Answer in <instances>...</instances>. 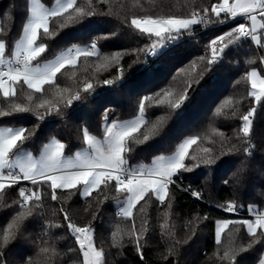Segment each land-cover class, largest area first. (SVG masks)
<instances>
[{
  "label": "trees",
  "instance_id": "trees-1",
  "mask_svg": "<svg viewBox=\"0 0 264 264\" xmlns=\"http://www.w3.org/2000/svg\"><path fill=\"white\" fill-rule=\"evenodd\" d=\"M42 1L52 4L56 0ZM77 2L84 4L85 0ZM217 2L219 0H108L107 3L97 4V9L104 13L111 9L112 15L94 16L80 24H69L63 28L58 27L63 18H54L49 25L51 35L46 37L41 30L37 42L44 43L46 48L36 61L48 60L73 45L91 44L93 39L97 41L100 55L81 56L74 67L69 65L61 69L56 75L55 86L45 85L42 93L28 89L23 82L16 86L17 96L14 98H5L0 93V109L7 110L13 103H22L32 109L27 113L0 117V124L12 128H33L35 135L22 147L32 155H38L53 138L65 144L66 155L75 154L86 145L83 139L85 128L102 136L105 114L108 121L135 117L145 96L152 99L144 101L145 124L139 133L134 134L140 142L128 157L130 167L146 166L154 157L174 152L187 136L201 137L198 145L190 149V154L197 153L199 148L213 146L219 155L221 140L213 135V128L233 139L224 144L225 154L220 155L214 165H201L192 172L180 174L179 181L197 189L203 199L194 198L176 185L170 186L173 203L168 217L164 216V205L154 197H145L134 209L132 219L123 218L119 212L124 206V197L114 193L111 188L105 190L108 199L101 197L102 202L96 200V193L85 200L74 190V194L58 192L61 200L52 201L46 192L43 205L39 209L30 205L33 215L24 220L16 238L3 245V258L7 264H25L29 258L38 261V245H43L45 241L59 254L53 258L52 264H81L83 257L79 244L66 227L63 213L59 211L61 206L79 225L90 224L94 229L93 239L97 249L104 251V264H228L219 257L230 240L246 247V242L251 238L244 229L237 233L230 226L222 235L219 245L215 241V232L219 220L247 219L221 211L219 208L227 202H235L243 211H248L250 207L258 211L264 209V107L261 106L264 97L261 104L256 103L255 98L249 95L251 83L247 78V73L253 68L263 73L261 57H264V47L250 39L242 40L239 44L230 45L215 64L209 65L207 61L211 59V49L204 47V44L208 46L211 39L238 26L242 19L224 26L209 23L206 35L201 39L167 51L159 50L162 54L148 63L145 51L151 41L131 25L133 18L145 15L187 18L193 11L205 15L204 8L209 9L206 15L215 21L211 6ZM28 14L29 0H0V39L4 40L6 49ZM106 35L109 38L105 39ZM116 51L124 53L118 64L98 68L103 56H110ZM105 80H112L113 83L106 85L103 83ZM85 83H92L94 91L84 92ZM57 87L69 89L62 94L63 98L79 91L81 99L73 100L71 106L65 107L64 99L56 95ZM185 89L188 90L189 99L183 102L180 109H170L166 103L160 102L164 99V91H171L172 95L167 99L175 101ZM158 92L161 93L160 97L156 96ZM29 94L33 97L31 101L27 99ZM44 99L58 105L61 112L57 114L51 111L40 122L36 118V106ZM229 99L232 100L231 105L227 104ZM221 105L223 114L217 116L215 110ZM252 107L257 109L252 118V131L247 138L240 133L237 140L234 134L239 132L241 126L239 116ZM38 111L43 112L44 109ZM233 111L237 112L236 116L231 115ZM162 118L164 122L159 123ZM153 124H159L161 130L158 135L150 134ZM146 133L150 134V138L143 141V134ZM206 136L214 139L215 145L204 139ZM232 143L237 144L239 152L227 151ZM245 148L249 151L245 152ZM241 165L244 172L240 183L236 184L233 176ZM225 180L228 181L227 185ZM20 186H13L0 194V236L17 212L27 211L14 203L20 200ZM29 188L32 189V185ZM205 216L208 219H203ZM133 220L137 228L144 220L148 222L143 259L126 234H122V246L113 239V233L118 228L130 229ZM48 223H59L61 227L46 231ZM161 225L165 227L161 228ZM176 240L181 241L177 246L178 254L164 260L163 256L167 255L168 248ZM263 253L264 242L255 243L253 248L238 254L236 264H257Z\"/></svg>",
  "mask_w": 264,
  "mask_h": 264
},
{
  "label": "snow or ice",
  "instance_id": "snow-or-ice-1",
  "mask_svg": "<svg viewBox=\"0 0 264 264\" xmlns=\"http://www.w3.org/2000/svg\"><path fill=\"white\" fill-rule=\"evenodd\" d=\"M107 2L108 0H96V3L94 0H85L84 4H78L77 0H57V6L50 10L34 2L31 8V17L23 27V37L15 44L14 58H6V44L3 39H0V90H2L3 96L5 98L16 97V86L21 82L27 85L28 89L42 93L45 85L55 86L56 75L61 69L69 65L74 67L81 56H99L100 50L97 47V41L93 39L89 46L73 45L67 48L66 52L57 57L56 60L43 66L33 65V61L45 52L46 48L44 43L37 44L41 30H43L44 36L51 35L49 25L54 18H63L62 23L58 25L59 28H63L69 24H80L94 16L112 15L111 9L107 13L97 9V4ZM208 11V8L203 9L205 15L193 11L187 18L145 15L133 18L131 25L151 41L150 46L145 51L146 56L162 54L158 51L159 49L166 48L169 43L178 42L182 35L190 32L194 26L205 23L222 24L237 17H243L250 23L240 22L230 31L211 39L207 46L211 49V59L207 63L209 65L215 64L225 49L229 48L230 45L239 44L242 40L250 39L256 45L264 47L262 44V39H264V0H231V2L230 0H219L211 6V13L216 17L215 21L206 15ZM104 38L109 37L106 35ZM123 54L121 51H116L110 56H103L98 68L118 64L123 58ZM261 60L264 61V57H261ZM121 75H123L122 70ZM247 78L250 80L252 89L249 95L255 98L256 103L261 104L262 97H264V78L260 77L255 70L248 72ZM103 83L111 85L113 81L105 80ZM190 87L191 84H189ZM90 90L94 91L93 84L85 83L83 91L89 92ZM68 91V88L60 89L57 87L56 95L63 98L62 94ZM171 95V91H164V99L160 101L166 103L170 109H180L183 102L189 99L187 89L175 101L167 99ZM156 96L160 97L161 93H156ZM27 99L31 101L32 95L29 94ZM63 99L64 106L68 107L72 105L73 100H80L81 94L77 91ZM151 99V96H145L141 100L139 117L128 123L109 122L105 114L104 123L107 127L104 129L106 134L104 142L89 134L85 128L83 139L92 152H77L74 158L65 156V144L58 140H53L45 145V150L39 159L34 158L30 152L20 155L23 144L35 135L33 128L23 126L15 129L12 127L0 128V194L5 193L6 189L13 188V186L21 185L22 182H29L32 185L31 190L24 186L18 188V195L21 199L14 203H17L20 209H27V211L17 212L3 230L2 236H0V264H7L3 258V245H7L15 239L17 233L21 231L24 220L33 215L31 206L39 209L43 205L46 192L52 201L61 200L58 192L69 191L71 194L79 192L85 200L96 193V200L102 202L101 197L104 200L108 199L105 190L111 188L114 193L122 194L124 197L122 201L124 206L119 212L123 218L132 219L134 209L137 204L145 200V197L150 199L154 197L161 205L165 206L164 216H170L173 203L170 186L176 185L180 179V174L184 172H192L193 169L200 168L201 165H214L219 156L225 154L224 144L231 142L233 138L219 129L213 128V135L221 140L219 155L213 146L199 148L197 153L190 154L193 145H198V141H201V137L192 136L180 143L174 154L156 158L151 166L130 167L128 157L135 151V145L140 142L134 134L139 133L141 126L145 124L144 101ZM227 104L231 105L232 100L229 99ZM261 106L264 107V104ZM36 108V118L40 122L51 111H55L57 114L61 112L60 107L53 105L52 101L48 99L41 100ZM39 109H44V111L40 112ZM30 111L32 109L29 106L13 103L7 110L0 109V117ZM256 111V107H252L246 113L240 114L241 126L239 132L234 134L237 140L240 139V133L245 138L249 136L253 127L252 118ZM221 114H223V105L215 110V115ZM231 115L236 116L237 112L233 111ZM163 122L162 118L159 123ZM160 130L159 124H153L150 134L158 135ZM150 134H143V141L149 140ZM204 139H207L211 145L216 143L211 137L206 136ZM227 151L239 152L240 149L237 144L232 143ZM244 151L248 152L249 149L245 148ZM16 169L19 171L17 172ZM243 172L244 167L241 165L239 171L233 176L236 184L240 183ZM224 183L227 185L228 181L225 180ZM183 190L191 191L192 196L198 200L203 199L199 191ZM66 198L64 197V199ZM165 201L168 203L165 204ZM222 210L227 213H236L239 208L235 202H230L222 206ZM59 211L63 213L67 229L79 244V251L83 257L81 264H104V251L102 248L97 249L93 239L94 229L91 225H79L63 206ZM249 211L255 212V209L250 207ZM203 219H208V217L205 216ZM230 226L237 233L241 229L246 230L247 236L251 238L246 242V247L244 244H236L230 240L227 248L223 251V255L219 257L221 261H228V264H236L239 253L253 248L255 243L264 242V212L256 213L254 220L241 218L217 221L215 241L218 245L221 243L222 235L229 230ZM52 227H61V225L48 223L45 229L47 231ZM164 227L165 225H161V228ZM148 232L147 220H144L139 228L133 220L130 229L118 228L113 233V239L114 242L122 246V234H126L129 242L135 245L137 253L143 259V248L147 245ZM180 243L179 240L172 243L163 259L167 260L168 256L178 254L177 246ZM57 255L59 254L56 250L48 246L45 241L43 245H38L37 256L39 260L29 258L25 264H52L53 258ZM261 264H264V260L261 261Z\"/></svg>",
  "mask_w": 264,
  "mask_h": 264
},
{
  "label": "built area",
  "instance_id": "built-area-1",
  "mask_svg": "<svg viewBox=\"0 0 264 264\" xmlns=\"http://www.w3.org/2000/svg\"><path fill=\"white\" fill-rule=\"evenodd\" d=\"M231 2V1H230ZM239 19H242V22H245V23H250L248 21H246L243 17H237L235 19H229L227 22L225 23H222V24H218L219 26H224L226 24H228L229 22H232V21H236V20H239ZM210 27V24L209 23H205V24H201V25H198L195 29H193L192 31H190L187 35H184L182 36L178 42H172V43H169L167 44L166 48H163L162 51H167V50H170L176 46H179V45H185V43L187 42H192L193 40H198V39H201L203 36L206 35L208 29ZM254 42V41H253ZM90 44H86L84 46H79V47H86V46H89ZM204 47H207V43L204 44ZM159 51V50H158ZM6 55V54H5ZM8 56V58H14V54H9V55H6ZM146 56V55H145ZM158 57L157 56H146L147 60H148V63L151 61V60H154ZM7 58V57H6ZM149 66V65H148ZM16 171L18 172L19 170L16 169ZM31 184L29 182H22L21 186H24L26 188H28L29 190H31L29 188ZM177 187L181 188V189H191L193 191H198L197 189H194L193 187L191 186H185L183 184V181H178V183L176 184ZM185 191V190H184ZM187 193H189L190 195L191 194V191H186ZM201 193V192H200ZM202 195V194H201ZM194 197V196H193ZM195 198V197H194ZM21 199V198H20ZM197 199V198H196ZM230 202H227L226 204H228ZM225 204V205H226ZM239 208V207H238ZM221 211L222 210V207L219 208ZM225 212V211H223ZM262 211H258V210H255V212H250L249 210L248 211H243L242 209L239 208V211L236 212V213H228V214H232V215H237V216H241V217H245L247 219H255V215L256 213H260ZM227 213V212H225ZM120 215V214H119Z\"/></svg>",
  "mask_w": 264,
  "mask_h": 264
},
{
  "label": "crops",
  "instance_id": "crops-1",
  "mask_svg": "<svg viewBox=\"0 0 264 264\" xmlns=\"http://www.w3.org/2000/svg\"><path fill=\"white\" fill-rule=\"evenodd\" d=\"M230 1H231V0H230ZM34 2H35V3H38V4H40V5H43V7L48 8L49 10L52 9V8H54V5L46 4V3H44L42 0H29V14H28V17H27V19H26V22H27V20L29 19V15H30V13H31V8L33 7ZM258 19H259V17H258ZM22 31H23V27L19 28V30L17 31V34H19V36H21ZM61 54H63V53H61ZM61 54H57V55H55L54 57H52V58H50V59H48V60H44V61H36V60H35V61H33V65H34V66H37V65H39V66H43V65L46 64V63H49V62H51V61L56 60L57 57H59ZM138 117H139V114H138L137 116H135V117H132V118H129V119H126V120H115V121H109V122L128 123V122H131V121H133V120H136ZM144 119H145V117H144ZM106 127H107V125H105V123H104V124H103V131H104V129H105ZM89 134L95 136V137H96L99 141H101V142H104V141H105V138H106L105 131H104V134H103L102 136H98V135H96V134H94V133H91V132H89ZM189 137H192V136H187V137H185L180 143H182L184 140H186V139L189 138ZM53 140H58V139L53 138V139H51L47 144L51 143ZM58 141H59V140H58ZM59 142H60V141H59ZM47 144H46V145H47ZM178 146H179V145H178ZM177 148H178V147H177ZM177 148H176V150H177ZM44 150H45V146L42 148L41 152H40L38 155H36V156L33 155V157L36 158V159H39V157H40L41 154L44 152ZM176 150H175V151H176ZM84 151H87V152H89V153L92 152V150L88 147L87 143H86V145H85L83 148H81V149H79L78 151H76L75 154H76L77 152H84ZM175 151L172 152V153H170V154H162V155H158V156L154 157L153 161H154L156 158L160 157V156H170V155L174 154ZM26 153H29V152H28L27 150L22 149L21 152H20L19 154H20V155H24V154H26ZM75 154H73V155H66V154H65V156H66V157H72V158H74V157H75ZM153 161H152L150 164L146 165V166H151V165L153 164ZM263 211H264V210H263Z\"/></svg>",
  "mask_w": 264,
  "mask_h": 264
},
{
  "label": "rangeland",
  "instance_id": "rangeland-1",
  "mask_svg": "<svg viewBox=\"0 0 264 264\" xmlns=\"http://www.w3.org/2000/svg\"><path fill=\"white\" fill-rule=\"evenodd\" d=\"M50 5H54V7H56V6H57V0H56L55 2H53L52 4H50ZM30 17H31V13H30V15H29V19H30ZM25 24H26V20H25L24 24L22 25V27H24ZM22 37H23V31H22L21 36H19V34H16V36L14 37V40L12 41L10 47H9L8 49L5 48V54H6V55L14 54V52H15V44H16V42H17L18 40H20ZM37 44H40V43L37 42ZM70 47H71V46H70ZM68 48H69V47H68ZM66 50H67V49L62 50V51H60L58 54L65 53ZM159 50H161V49H159ZM6 55H5V56H6ZM6 57L8 58V56H6ZM38 58H39V56L37 57V59H38ZM37 59H36V60H37ZM261 64H262V70H263V73H262V72L260 71V69H258V68H253L252 70L257 71V72L259 73L260 77L264 78V61L261 60ZM252 70H251V71H252ZM251 91H252V89H251ZM257 91H258V90H257ZM0 93L3 94V93H2V90H0ZM4 127H10V126L0 124V128H4ZM14 129H15V128H14ZM263 210H264V209H262V212H264ZM223 220H224V219H223ZM219 221H220V220H219ZM262 260H264V253H263V256L261 257V259L259 260V262H258L257 264H261V261H262Z\"/></svg>",
  "mask_w": 264,
  "mask_h": 264
}]
</instances>
